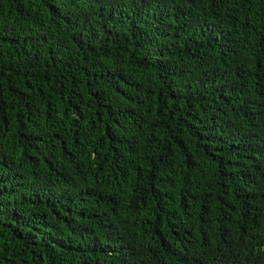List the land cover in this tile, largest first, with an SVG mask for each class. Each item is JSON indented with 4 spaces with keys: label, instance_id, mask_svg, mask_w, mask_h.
Here are the masks:
<instances>
[{
    "label": "trees",
    "instance_id": "obj_1",
    "mask_svg": "<svg viewBox=\"0 0 264 264\" xmlns=\"http://www.w3.org/2000/svg\"><path fill=\"white\" fill-rule=\"evenodd\" d=\"M0 264H264V0H0Z\"/></svg>",
    "mask_w": 264,
    "mask_h": 264
}]
</instances>
